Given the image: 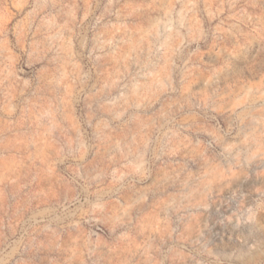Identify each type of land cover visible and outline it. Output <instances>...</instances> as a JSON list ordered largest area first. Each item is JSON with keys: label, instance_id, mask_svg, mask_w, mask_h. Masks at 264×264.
<instances>
[{"label": "rangeland", "instance_id": "1", "mask_svg": "<svg viewBox=\"0 0 264 264\" xmlns=\"http://www.w3.org/2000/svg\"><path fill=\"white\" fill-rule=\"evenodd\" d=\"M0 264H264V0H0Z\"/></svg>", "mask_w": 264, "mask_h": 264}]
</instances>
